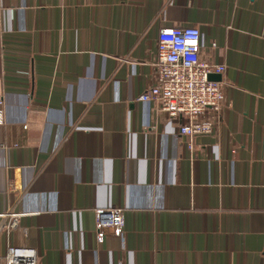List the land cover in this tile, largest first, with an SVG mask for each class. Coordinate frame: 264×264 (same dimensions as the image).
Listing matches in <instances>:
<instances>
[{"label": "crops", "instance_id": "0c3cea01", "mask_svg": "<svg viewBox=\"0 0 264 264\" xmlns=\"http://www.w3.org/2000/svg\"><path fill=\"white\" fill-rule=\"evenodd\" d=\"M189 26L225 66L220 118L191 148L137 100L159 31ZM0 99V257L264 264V0H0ZM109 207L123 233L97 238Z\"/></svg>", "mask_w": 264, "mask_h": 264}, {"label": "built area", "instance_id": "2783aa9c", "mask_svg": "<svg viewBox=\"0 0 264 264\" xmlns=\"http://www.w3.org/2000/svg\"><path fill=\"white\" fill-rule=\"evenodd\" d=\"M199 41L196 27L162 28L153 61L155 81L137 97V100L152 102L155 111L169 120L179 121L176 135L184 137L189 148L195 136L212 133L224 104L222 82L209 80L208 75L222 74L225 66L200 59ZM94 214L97 238L107 234L121 237L122 209L98 208ZM18 218L19 214H11L4 228L7 231L15 229ZM0 264H37V252L32 247L8 245L0 257Z\"/></svg>", "mask_w": 264, "mask_h": 264}, {"label": "water", "instance_id": "95a60500", "mask_svg": "<svg viewBox=\"0 0 264 264\" xmlns=\"http://www.w3.org/2000/svg\"><path fill=\"white\" fill-rule=\"evenodd\" d=\"M209 80L219 81L220 80V74L218 73H211L208 75Z\"/></svg>", "mask_w": 264, "mask_h": 264}]
</instances>
